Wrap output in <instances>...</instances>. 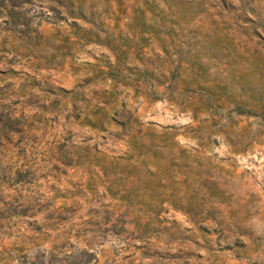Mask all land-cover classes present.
Returning a JSON list of instances; mask_svg holds the SVG:
<instances>
[{
    "label": "rangeland",
    "instance_id": "obj_1",
    "mask_svg": "<svg viewBox=\"0 0 264 264\" xmlns=\"http://www.w3.org/2000/svg\"><path fill=\"white\" fill-rule=\"evenodd\" d=\"M61 2L0 51V264H264V0Z\"/></svg>",
    "mask_w": 264,
    "mask_h": 264
},
{
    "label": "trees",
    "instance_id": "obj_2",
    "mask_svg": "<svg viewBox=\"0 0 264 264\" xmlns=\"http://www.w3.org/2000/svg\"><path fill=\"white\" fill-rule=\"evenodd\" d=\"M46 2L47 5H49L50 9L55 11V13L59 16H63L64 14H68L71 16V6H67V4L62 3L61 0H0V12H2L5 17L3 21L7 23L5 26H3L4 30V36L0 38V51H16L18 46H24L26 42H29L30 32H33L34 34L32 37H42L43 40L46 38L45 35L43 36L42 33H37L36 28L32 27V24L29 22V19L26 17L24 8L22 7V2ZM80 10V8H78ZM98 23H94V26L97 30H99ZM95 29V30H96ZM97 30L93 32V34L96 36ZM25 47V46H24ZM9 71V69L5 71V69L0 70V74ZM8 84L5 83L4 88L0 91V98L5 96H9L13 91L12 89L8 90ZM43 90H47L51 93H55L57 91H64L67 92V89H64L60 86H52V85H46L43 87ZM104 92V90H103ZM105 103V101H103ZM4 105H7L0 100V119L2 116H5L6 118H9L10 116V110L4 107ZM101 106H97L95 108V111L100 110ZM35 113H32L31 116H33ZM7 128L6 126H1L0 124V136L4 137V133L6 132ZM121 157V156H119ZM100 169L102 172L105 170L103 165H100ZM119 169L123 170V166H120ZM138 173H134L131 176H128L127 174H124L122 178H125L128 184H134L139 182ZM120 176H116L113 178V180L120 179ZM130 189H133V186L130 187L129 185L123 189L125 192ZM128 193L125 192V196H127ZM132 195H138L137 193L133 192Z\"/></svg>",
    "mask_w": 264,
    "mask_h": 264
}]
</instances>
